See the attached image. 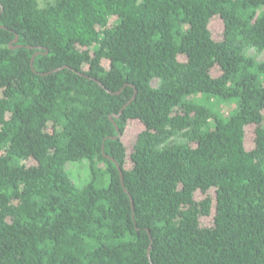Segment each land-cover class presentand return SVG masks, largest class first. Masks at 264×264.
<instances>
[{"label":"trees","instance_id":"16d2710c","mask_svg":"<svg viewBox=\"0 0 264 264\" xmlns=\"http://www.w3.org/2000/svg\"><path fill=\"white\" fill-rule=\"evenodd\" d=\"M251 50L264 0H0V264H264Z\"/></svg>","mask_w":264,"mask_h":264},{"label":"rangeland","instance_id":"374dc122","mask_svg":"<svg viewBox=\"0 0 264 264\" xmlns=\"http://www.w3.org/2000/svg\"><path fill=\"white\" fill-rule=\"evenodd\" d=\"M43 1V0H40ZM211 28L216 36H221L223 31V24L220 19L215 18L211 23ZM251 54L255 55L258 60H264V51L258 53L255 50L250 51ZM142 126L136 121H129L125 132L122 134V139L126 145H130L136 138L139 131H141ZM67 170L70 173L72 180L78 186H82L91 179V171L89 169V164L86 161L79 163H68ZM205 222L211 223V217L205 219Z\"/></svg>","mask_w":264,"mask_h":264},{"label":"water","instance_id":"95a60500","mask_svg":"<svg viewBox=\"0 0 264 264\" xmlns=\"http://www.w3.org/2000/svg\"><path fill=\"white\" fill-rule=\"evenodd\" d=\"M17 39H18V37L16 36V38H15V40H14V41H17ZM128 103H129V102H128ZM126 105H127V104H126ZM126 105H125V106H126ZM125 106H124V107H125ZM122 111H123V109L121 110V112H122ZM119 135L121 136V133H120ZM112 160H113V159H112ZM116 164H117V166H118V168H119V165H118V163H117V162H116ZM121 175H122V173H121ZM122 180H123V177H122Z\"/></svg>","mask_w":264,"mask_h":264}]
</instances>
